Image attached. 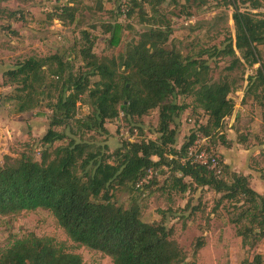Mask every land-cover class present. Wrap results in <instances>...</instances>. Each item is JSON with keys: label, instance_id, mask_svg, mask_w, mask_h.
Returning a JSON list of instances; mask_svg holds the SVG:
<instances>
[{"label": "trees", "instance_id": "16d2710c", "mask_svg": "<svg viewBox=\"0 0 264 264\" xmlns=\"http://www.w3.org/2000/svg\"><path fill=\"white\" fill-rule=\"evenodd\" d=\"M90 1L101 9L103 0ZM115 1L128 16L137 10L147 28L120 45L113 61L96 56L94 40L82 32L77 49L82 68L76 72L70 61L55 54L28 57L2 73L13 89L9 94L0 93V103H13L15 114L44 107L51 115L40 138L44 149L38 159L26 153L15 159L3 157L0 217L45 211L72 243L101 253L110 264H195L186 261L174 228L166 224V213L158 223L142 220V197L155 184L152 174L161 171L167 177L162 192L191 194L206 189L220 195L217 204L226 202L237 212L231 223L241 246L254 248L264 239V195L228 164L218 160L217 172L193 164L187 152L198 138L213 145L225 143L224 121L235 106L230 95L241 82H245L243 101L252 97L264 118V59L259 49L264 48V14L256 12L264 0H221L232 10V33L227 30L220 48L199 50L195 57L184 56L168 44L171 28L165 18L154 21L146 14V7L157 13L167 0ZM169 1L176 4L178 0ZM183 1L198 10L207 0ZM77 13L74 5L59 6L46 18L70 25ZM13 16L0 9V19ZM119 28L118 24L104 26L110 44L119 43ZM4 29L12 33L10 26ZM222 59L228 65L214 79L208 62ZM253 67L254 73L245 75ZM178 97L191 98L206 121L177 148V121L186 108L176 103ZM79 106L88 110L80 119L76 118ZM152 110L158 112L153 139L125 140L107 153V146L84 138L88 132L108 134L106 122L121 119L130 126ZM121 189L127 195L126 205L114 200V193ZM202 247L203 241L197 240L193 253ZM0 264L85 263L62 243L29 233L0 251ZM249 264H264V255H254Z\"/></svg>", "mask_w": 264, "mask_h": 264}, {"label": "rangeland", "instance_id": "374dc122", "mask_svg": "<svg viewBox=\"0 0 264 264\" xmlns=\"http://www.w3.org/2000/svg\"><path fill=\"white\" fill-rule=\"evenodd\" d=\"M74 5L78 8L76 21L63 25L56 20H48L46 14L59 6ZM115 0H103L98 10L90 0H0V9L12 18L0 19V93L9 94L13 86L5 83L2 73L31 56H62L64 61L73 64L74 72L82 68L77 57V49L82 41V32H87L94 40L93 52L98 57L113 61L120 45L135 38L138 32L147 28L140 21L137 10L128 16L124 8ZM148 17L153 20L165 18L171 28L168 44L184 56L195 57L199 50L220 48L227 37V30L232 33V10L222 5L221 0H207L196 10L178 0L176 4L169 0L158 10L151 12L146 7ZM264 14V2L256 11ZM118 24L119 43L110 44V33L104 26ZM10 26L11 31L4 28ZM264 59V48H259ZM206 58V57H204ZM228 60L217 63L208 62L211 76L217 79L223 73ZM253 69H247L245 75H252ZM230 98L234 101L231 117L225 119L223 136L225 143L210 144L218 159L228 164L231 169L248 177L250 187L264 195V118L263 110L252 99L243 101L245 82ZM42 103L45 102L41 97ZM177 104L186 106L177 121V148L199 124L206 121L203 112L193 105L191 98L178 97ZM51 113L44 107L31 112L15 114L13 103H0V164L3 157L17 158L21 153L39 158L44 149L40 138L47 130ZM88 115L85 106H79L76 118ZM158 123V112L150 113L126 126L121 119L105 123L108 134L99 135L88 132L84 138L101 146H107L106 152H113L122 141L138 142L141 139H153V130ZM132 127V132L130 131ZM62 132V128H54ZM73 128L71 131L74 133ZM65 132L71 136L67 129ZM198 138V142L202 141ZM59 145V144H56ZM55 145V146H56ZM165 171V169H162ZM155 184L150 186L142 197V220L146 223H158L167 214L166 224L174 228V238L185 253L187 262L195 264H249L256 254L264 255V239L254 248L242 247L235 235L231 220L236 211L222 202L217 204L220 195L206 189L179 194L174 191H160L166 180L161 171L152 174ZM114 200L126 205L127 195L123 189L114 193ZM195 209V210H193ZM33 233L40 238H52L62 243L68 252L79 254L85 264H110V259L99 252H94L72 243L47 212L36 210L23 212L17 216L0 217V251L7 248L15 239ZM203 241V247L193 253L197 240Z\"/></svg>", "mask_w": 264, "mask_h": 264}, {"label": "built area", "instance_id": "2783aa9c", "mask_svg": "<svg viewBox=\"0 0 264 264\" xmlns=\"http://www.w3.org/2000/svg\"><path fill=\"white\" fill-rule=\"evenodd\" d=\"M187 159L193 164L205 166L218 172V156L206 140L196 141L187 152Z\"/></svg>", "mask_w": 264, "mask_h": 264}]
</instances>
